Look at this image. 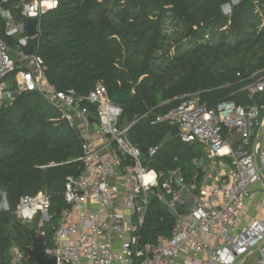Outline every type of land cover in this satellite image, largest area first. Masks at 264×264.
Listing matches in <instances>:
<instances>
[{
  "label": "trees",
  "instance_id": "obj_1",
  "mask_svg": "<svg viewBox=\"0 0 264 264\" xmlns=\"http://www.w3.org/2000/svg\"><path fill=\"white\" fill-rule=\"evenodd\" d=\"M30 1L0 0V7L24 23L22 3ZM0 37L9 45L17 43L6 34L1 15ZM27 41L36 46L46 79L57 90L85 94L100 83L112 99L130 91L131 99L120 103V124L132 123L128 135L137 146L157 147L152 156H144L145 165L179 167L189 180L198 172L195 161L203 156L202 145L182 140L176 126L152 123L154 115L191 93L209 106L223 99L249 103L238 90L264 69V0H58L40 17L39 34ZM256 100L264 103V93ZM81 145L78 130L38 91L0 107V190L7 203L0 210L2 264H10L13 244H31L25 223L13 213L23 195H49L50 218L42 231L44 247L52 246L53 227L67 206L65 178L82 169L77 160ZM38 218L40 213L33 221ZM173 223L166 206L152 199L142 242L154 241L157 227L168 234Z\"/></svg>",
  "mask_w": 264,
  "mask_h": 264
},
{
  "label": "built area",
  "instance_id": "obj_2",
  "mask_svg": "<svg viewBox=\"0 0 264 264\" xmlns=\"http://www.w3.org/2000/svg\"><path fill=\"white\" fill-rule=\"evenodd\" d=\"M57 6L58 0H32L22 3L21 13L36 18L39 30L40 17ZM0 15L6 34L15 33L12 12L0 7ZM28 38L11 47L0 37V101L11 105L22 93L38 91L82 138L77 159L82 169L65 178L67 206L53 227L52 246L44 248L48 257L57 264H264V103L256 100L264 93V69L238 90L248 104L223 99L209 106L191 93L154 115L152 123L176 126L182 140L202 145L204 156L195 161L198 172L187 180L179 167L145 165L144 154L128 135L132 123L120 124L123 107L103 85L85 94L51 85ZM30 47L33 53L28 54ZM156 149L148 148L146 155ZM152 199L171 207L177 217L168 234L142 242ZM49 207V195L39 192L21 196L13 213L22 223L38 213L48 220ZM248 207L255 217L248 216ZM8 259L27 263L23 247L16 244Z\"/></svg>",
  "mask_w": 264,
  "mask_h": 264
},
{
  "label": "water",
  "instance_id": "obj_3",
  "mask_svg": "<svg viewBox=\"0 0 264 264\" xmlns=\"http://www.w3.org/2000/svg\"><path fill=\"white\" fill-rule=\"evenodd\" d=\"M20 28L21 29L23 28V24H20ZM24 30H25L26 36L29 38L37 36L39 33V30L37 27V19L33 17L26 18ZM27 53L28 54L33 53V48L30 47L27 50ZM131 97H132V94L130 91H123V92L117 93L113 97V99L114 101L118 103H125L129 101ZM88 119L90 123L94 126V128H97V125H98L97 120L94 119L92 116H89ZM263 130H264V126L262 127L261 132ZM139 148L144 155L148 153L147 147L139 146ZM186 198L189 201L191 199V196H187ZM167 211L170 214L173 213V209L171 207H169ZM176 217L177 215L173 213V218H176ZM156 229H157V235H160L159 227H157ZM43 245H44V237H41V238L31 237V246L23 247V251L27 255V260H26L27 263L34 262L35 264H57L56 259L54 257H48L44 253ZM2 260H3V248L0 247V264H2Z\"/></svg>",
  "mask_w": 264,
  "mask_h": 264
},
{
  "label": "rangeland",
  "instance_id": "obj_4",
  "mask_svg": "<svg viewBox=\"0 0 264 264\" xmlns=\"http://www.w3.org/2000/svg\"><path fill=\"white\" fill-rule=\"evenodd\" d=\"M237 0H234V2H236ZM225 13L229 12V6H224L223 8ZM22 22H17L15 21V27H16V32L13 33V38L15 40H17V43L19 42L20 39H23L24 37L22 36V32L19 30V27L17 26L18 24H21ZM15 44L10 45L11 47H13ZM4 102L0 101V107L4 106ZM5 197H4V192L2 190H0V210L5 209ZM43 221L40 215V218H38L35 221H31L28 223L23 224V226L28 230V232L30 233V239L31 237H35V238H41L43 237L44 233L42 231V225H43ZM31 246V244L29 245V247Z\"/></svg>",
  "mask_w": 264,
  "mask_h": 264
},
{
  "label": "crops",
  "instance_id": "obj_5",
  "mask_svg": "<svg viewBox=\"0 0 264 264\" xmlns=\"http://www.w3.org/2000/svg\"><path fill=\"white\" fill-rule=\"evenodd\" d=\"M26 20V19H25ZM21 24H23V28L21 29L20 28V24H18L17 26L19 27V30L20 31H23V32H25V30H24V26H25V21H24V23L22 22ZM39 34V33H38ZM145 156V155H144ZM203 156H204V152H203ZM203 156H201L200 158H203ZM247 212H248V216L249 217H255V214L253 213V212H251V210L249 209V207L247 208ZM257 216H258V214H256ZM44 236V235H43ZM43 248H45L44 247V245H43Z\"/></svg>",
  "mask_w": 264,
  "mask_h": 264
}]
</instances>
